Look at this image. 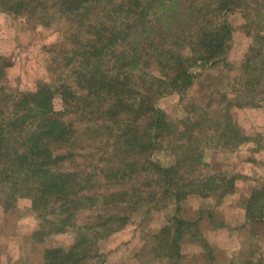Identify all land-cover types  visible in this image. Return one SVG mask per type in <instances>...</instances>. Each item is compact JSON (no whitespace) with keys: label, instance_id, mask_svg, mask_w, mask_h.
<instances>
[{"label":"trees","instance_id":"trees-1","mask_svg":"<svg viewBox=\"0 0 264 264\" xmlns=\"http://www.w3.org/2000/svg\"><path fill=\"white\" fill-rule=\"evenodd\" d=\"M0 11L64 24L49 51L60 77L0 97L3 207L30 197L41 240L81 230L68 249L46 248L42 264H93L99 234L161 198L174 213L155 235L156 253L177 264L187 235L213 259L200 218L179 217V205L190 195L221 199L236 189L235 177L204 171L203 138L216 128L224 145L251 139L231 108H264V0H0ZM233 11L246 18L249 39L237 68L225 59ZM198 63L235 73L237 87L232 96L213 92L226 102L221 120L194 107L178 126L157 100L175 92L184 99ZM165 146L175 152L167 165L154 160ZM246 216L264 222V186L250 190Z\"/></svg>","mask_w":264,"mask_h":264},{"label":"rangeland","instance_id":"rangeland-1","mask_svg":"<svg viewBox=\"0 0 264 264\" xmlns=\"http://www.w3.org/2000/svg\"><path fill=\"white\" fill-rule=\"evenodd\" d=\"M226 18L232 32L225 59L237 68L249 43L245 35L246 18L240 11L230 12ZM61 24L64 25L62 21H55L46 26L28 15H7L0 11V66L4 65V73L0 75V87L4 91L0 97L20 91L32 92L40 81L50 83L60 77L58 59L54 60L56 55L49 51L60 39ZM8 62L9 66L5 64ZM190 71L194 73V83L183 93L184 99L178 92L167 94L157 100V107L178 126L194 107L198 116L221 120L226 102L220 96L215 98L217 95L213 92L232 96L237 87L233 80L235 73L200 63ZM197 101L201 103L198 105ZM231 118L251 139L224 145L223 140H218V129L212 128V133L203 138L207 146L202 149L207 164L204 171L235 177L236 189L221 199L190 195L180 202L178 211L179 217L186 220L200 218L199 228L214 258L186 235L180 240L177 264H264V222L246 218L250 190L264 186V108L233 106ZM174 154L165 146L154 152V160L167 165ZM30 200V197L22 198L9 205L8 210L0 201V264H42L46 248L68 249L80 239L79 227L52 233L43 240L34 236L42 221L34 214ZM173 213V202L166 199L161 198L158 204L144 203L125 225L97 236L98 255L91 262L169 264V257L158 255L154 249L158 244L155 235ZM210 213L212 219H209Z\"/></svg>","mask_w":264,"mask_h":264}]
</instances>
